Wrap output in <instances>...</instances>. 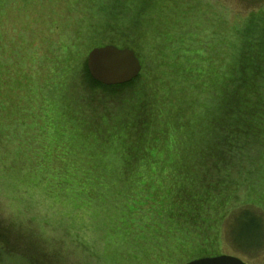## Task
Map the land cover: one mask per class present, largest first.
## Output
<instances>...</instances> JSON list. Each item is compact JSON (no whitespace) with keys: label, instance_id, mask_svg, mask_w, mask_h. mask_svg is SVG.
Returning <instances> with one entry per match:
<instances>
[{"label":"rangeland","instance_id":"1","mask_svg":"<svg viewBox=\"0 0 264 264\" xmlns=\"http://www.w3.org/2000/svg\"><path fill=\"white\" fill-rule=\"evenodd\" d=\"M259 1L173 0L169 10L158 3L150 15L161 16L168 37L121 38L103 27L114 26V15L132 16L128 0H0V264H185L209 238L192 236L170 212L198 177L223 200L206 212V230L217 234L209 254L264 264V139L237 130L236 118H248L231 113L203 129L198 156L180 158V142L192 134L183 116L207 128L218 95L186 78L170 82V72L154 65L163 43L181 68L231 74L232 87L264 92L254 50L264 39ZM104 45L142 59L134 85L93 83L85 58ZM244 57L260 70L239 73ZM144 81L157 105L142 104L151 91L142 95L135 85ZM186 85L191 111L184 114ZM154 128L164 132L141 148L149 156L138 162L136 145ZM244 211L262 227L235 220Z\"/></svg>","mask_w":264,"mask_h":264},{"label":"trees","instance_id":"2","mask_svg":"<svg viewBox=\"0 0 264 264\" xmlns=\"http://www.w3.org/2000/svg\"><path fill=\"white\" fill-rule=\"evenodd\" d=\"M128 1L133 3L135 6V8L132 10V16L129 19L116 17L119 19V21H116L114 20V16H115L114 15L113 16L114 26L107 25L108 24L107 22L104 23L103 29H106V26H108V28L111 29L109 30L111 34L115 33L116 35L121 36V38H133V37L147 38L150 37L154 32L159 33L158 36L159 38L168 37V29L160 26L161 16L158 17V19H156L153 22L152 16L150 15L152 13V11H150L151 10L150 8L154 5L156 6L158 3H161L164 4L169 10V8L174 4L172 2L173 0H128ZM261 2L264 3V0L259 1V3ZM116 15L118 16V13ZM260 20L262 22L261 25H264V12L263 15L260 17ZM261 29L264 31V27L263 28L261 27ZM166 43L169 45L171 44L170 41ZM157 48H158L159 56L155 57L156 59L154 60V65L156 67L158 66V69H161L162 71L168 70L170 72V77H169L170 82L175 79H177L176 81H178L186 78L184 79V82L186 83H189L190 81L194 82L195 83L194 85L196 86V89L198 91L201 90V86H204L205 88L209 87L211 91L215 92L218 95L217 97L218 106H216V109H219V112H217V114L216 113L213 115L211 114L206 118L205 121L209 122L207 128H203L199 124L196 127H193L194 123L192 121L185 122L184 116L182 118L176 114L173 115L182 118L181 124L186 123L187 125H192V128L190 130V133L192 134L190 135V137H188V140H186L183 143L180 142L181 148L179 149L183 150L180 158H184L182 156L184 155V153H188L191 156L192 154L195 155L196 153V156H198L200 153L201 143H204L202 137V133H204L203 129L207 131L210 130V128H213L214 125H217L222 118H225V115L231 113H233L235 118L237 114L238 116L243 114L245 115V117L248 118V120L246 121L243 119L239 120V118L238 119L236 118V122L234 123V125L237 128V130L239 129L240 131H244L245 133L247 132L251 133L254 136V138L257 137L264 139V92H262L260 88L258 89L253 88L254 86H249L248 83L247 86H245V88H242V90H240V87L239 88L232 87V85L228 84L232 81L230 80L232 79L230 78L231 74L225 76L224 79H220L215 72L210 71L209 73H204L202 68L196 69V68H191L190 66L181 68L182 65L178 63V60L163 52L164 49L163 43H159ZM254 50H257L256 52L259 55L257 56V61L258 62L261 61L262 63H264V39L263 40L261 39V41L255 45ZM244 59H242V63L239 65L240 66L239 73L245 76L246 74L252 73L254 70H260L261 67L257 62H251L250 59H248L247 57H244ZM139 60L142 63V59L139 58ZM142 68H143L141 70L142 74H140L138 78L142 77L143 75L144 72L143 65ZM261 70L264 71V65H262ZM150 73H149L150 76L156 75L155 76L156 79L153 81V83L155 81L160 80V77L157 76L158 72L155 73L150 72ZM262 73L263 72H261L260 74ZM146 77H145V81L146 79H149ZM262 77L264 78V74H262ZM138 78L132 80L127 84L118 85V86H109L107 88L111 89L116 87L134 85V83L138 81ZM145 81L141 82L139 85H135V88H140L139 93L141 91L142 95H143V91H142L143 88L146 89L149 88V90L151 91L150 95H146L145 99L142 101V104L143 103L147 104L151 100H153L154 102V99L152 98L154 94L153 89L156 91V89L153 88V84H145ZM245 81H247V79ZM164 82L165 79H161V83L163 84ZM93 83L97 86L106 87L95 81H93ZM185 87L186 89H188V92L184 91L186 95H188L187 96L188 100H185L184 102H180L179 104L181 105L180 109L181 111H184V114L186 112L191 111V105L188 102L191 99V93L189 92L190 89L188 88V85H186ZM167 95L168 97L172 96V92H170V88H168L165 96ZM182 100L183 98H180V101ZM155 101H157V99H155ZM154 104L157 105V102L156 103L154 102ZM156 115L158 116L157 111H156ZM161 116L162 115H159L157 119H159L160 117V122H163L162 126H166L167 128L169 124H165V120L162 119ZM155 130L156 129L154 128L150 132L151 133L154 132L156 134L150 133L148 136H146L145 139L143 138L144 140H141L142 141L141 144L136 145L137 146L136 154L139 155L137 159L138 162L140 160L146 159L149 156L145 154V152H143L141 148L151 146L152 139L162 136V133L164 132L162 131L160 134L157 133ZM177 139L181 141V137H177ZM206 145H208V149L210 150L212 146L209 145V141L206 143ZM191 151H193V153H191ZM195 163L196 160L192 161L193 166L195 165ZM191 171L193 172V175L195 177L194 170L192 168ZM193 179L191 181L192 189H187V191L185 192L181 191L180 193L175 195L176 198L174 199L175 201L173 202L174 203V207L172 209L173 212H170L172 216H176V218L180 220L182 224L181 226L185 225L186 227H190L192 230H194L193 232L195 233V235L192 236L194 237L207 236V238H209L208 240L207 239L204 240L205 244H203L202 246L200 245L196 246L197 248L198 247L201 248L197 250L196 254L189 257L187 261L200 257L216 256L209 254L212 249V246L215 245L212 244V242H214V239L211 238L217 237V234L212 235L210 233V230H206L207 224L211 223V221L206 218V212L209 211L210 209L217 208L220 205L219 203L223 204V200L221 201L217 200V198L214 196V194L212 193L213 188L210 187L209 184L207 185L201 183L202 177H198L196 181H194ZM221 216L223 215H220L217 218H213V222L215 224L219 223ZM235 220L241 221V224L249 223L252 224L253 226L260 225L262 227L259 217L254 214H251L249 211L242 212ZM232 232L233 230L230 227L231 239L233 234ZM212 252H215V250H213Z\"/></svg>","mask_w":264,"mask_h":264},{"label":"water","instance_id":"3","mask_svg":"<svg viewBox=\"0 0 264 264\" xmlns=\"http://www.w3.org/2000/svg\"><path fill=\"white\" fill-rule=\"evenodd\" d=\"M85 66L90 78L106 87L131 82L141 72L142 65L135 52L130 48L114 45L94 47L85 58ZM185 264H245L229 255L200 257Z\"/></svg>","mask_w":264,"mask_h":264}]
</instances>
